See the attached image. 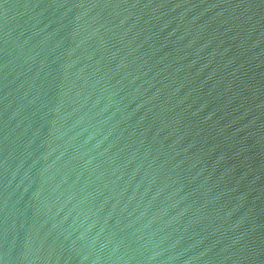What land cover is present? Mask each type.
<instances>
[{"label":"water","instance_id":"obj_1","mask_svg":"<svg viewBox=\"0 0 264 264\" xmlns=\"http://www.w3.org/2000/svg\"><path fill=\"white\" fill-rule=\"evenodd\" d=\"M0 264H264V0H0Z\"/></svg>","mask_w":264,"mask_h":264}]
</instances>
